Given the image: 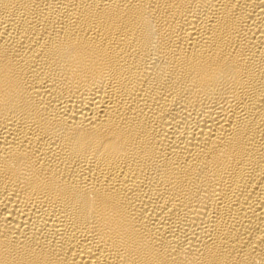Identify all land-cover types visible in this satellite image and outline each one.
Masks as SVG:
<instances>
[{"label":"bare ground","instance_id":"bare-ground-1","mask_svg":"<svg viewBox=\"0 0 264 264\" xmlns=\"http://www.w3.org/2000/svg\"><path fill=\"white\" fill-rule=\"evenodd\" d=\"M0 264H264V0H0Z\"/></svg>","mask_w":264,"mask_h":264}]
</instances>
